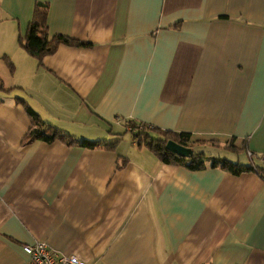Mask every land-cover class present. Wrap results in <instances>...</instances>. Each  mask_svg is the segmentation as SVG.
<instances>
[{
  "label": "crops",
  "instance_id": "obj_1",
  "mask_svg": "<svg viewBox=\"0 0 264 264\" xmlns=\"http://www.w3.org/2000/svg\"><path fill=\"white\" fill-rule=\"evenodd\" d=\"M36 3L49 37L89 45L30 58ZM17 99L77 141H117L133 121L260 165L264 0H0V264H30L34 243L88 264H264L256 173L166 165L121 137L113 151L23 145Z\"/></svg>",
  "mask_w": 264,
  "mask_h": 264
},
{
  "label": "trees",
  "instance_id": "obj_2",
  "mask_svg": "<svg viewBox=\"0 0 264 264\" xmlns=\"http://www.w3.org/2000/svg\"><path fill=\"white\" fill-rule=\"evenodd\" d=\"M47 16L48 5L44 3H36L25 36L19 38L20 46L30 58L41 64L45 57L52 55L61 45L80 47L89 45V43H84L60 35L49 37ZM10 69L12 70L11 64ZM17 102L23 107L30 122V128L22 141L23 145L37 141L46 144L60 142L67 147L113 151L117 144L121 142V139L114 142L102 140L91 141L85 139L77 141L67 133L45 123V121H43V119L23 99H17ZM124 123L126 127H130L129 129L133 135V142L137 144L138 147H144L155 154L161 163L172 166H181L189 171H201L206 169L208 160L205 158L204 153L196 152L193 147L195 144L205 145L207 142L198 141L193 143L190 141V136L185 133L164 132L133 121H125ZM167 141H173L179 146L191 149L192 155L188 158H183L166 151L165 144ZM210 144L215 145L213 143ZM223 148L236 152L232 144ZM248 160L249 164H242L224 158H212L209 162V167H219L235 176L244 173H256L264 181V163L255 165L252 157Z\"/></svg>",
  "mask_w": 264,
  "mask_h": 264
},
{
  "label": "built area",
  "instance_id": "obj_3",
  "mask_svg": "<svg viewBox=\"0 0 264 264\" xmlns=\"http://www.w3.org/2000/svg\"><path fill=\"white\" fill-rule=\"evenodd\" d=\"M253 154L247 152L249 158ZM24 254L28 257L30 264H88L75 256L59 254L44 243H34L22 247Z\"/></svg>",
  "mask_w": 264,
  "mask_h": 264
},
{
  "label": "rangeland",
  "instance_id": "obj_4",
  "mask_svg": "<svg viewBox=\"0 0 264 264\" xmlns=\"http://www.w3.org/2000/svg\"><path fill=\"white\" fill-rule=\"evenodd\" d=\"M116 132V130L115 131H113V133H115ZM122 133H123V135L122 136H120L121 138H122V145H127L128 147H131V145H132V142H133V135L132 134H130V133H125V132H123L122 131ZM119 137V138H120ZM118 137H115V139H113V140H116ZM118 138V139H119ZM120 138V139H121ZM117 139V140H118ZM110 140V139H109ZM108 140V141H109ZM201 151H205L206 153H207V151L208 150H206L205 148H202V149H200ZM143 151H145V149H143ZM195 151H197L196 149H195ZM212 150H210V152H211ZM212 153H213V151H212ZM213 154H220V156H221V159H223V157H224V154L226 155V156H228L229 158H232V160H236V158L238 157L239 159H240V163L241 162H246V157H245V154L242 152V151H240V152H236V153H234V152H227V150L226 151H221V150H215L214 151V153ZM208 156V155H207ZM254 158V157H253ZM211 159L212 158H210V159H208V162H210L211 161ZM254 160V162L257 164V165H259L258 164V161L259 160H256L255 158L253 159Z\"/></svg>",
  "mask_w": 264,
  "mask_h": 264
},
{
  "label": "water",
  "instance_id": "obj_5",
  "mask_svg": "<svg viewBox=\"0 0 264 264\" xmlns=\"http://www.w3.org/2000/svg\"><path fill=\"white\" fill-rule=\"evenodd\" d=\"M165 150L176 156L183 157V158H188L192 155L191 149L179 146L173 141L166 142Z\"/></svg>",
  "mask_w": 264,
  "mask_h": 264
}]
</instances>
